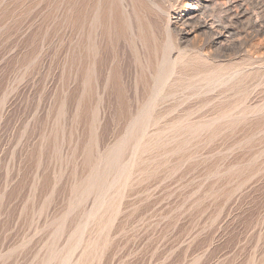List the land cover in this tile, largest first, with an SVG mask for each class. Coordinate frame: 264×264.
I'll list each match as a JSON object with an SVG mask.
<instances>
[{"label":"rangeland","instance_id":"obj_1","mask_svg":"<svg viewBox=\"0 0 264 264\" xmlns=\"http://www.w3.org/2000/svg\"><path fill=\"white\" fill-rule=\"evenodd\" d=\"M187 2L0 0V264H264V33Z\"/></svg>","mask_w":264,"mask_h":264},{"label":"bare ground","instance_id":"obj_2","mask_svg":"<svg viewBox=\"0 0 264 264\" xmlns=\"http://www.w3.org/2000/svg\"><path fill=\"white\" fill-rule=\"evenodd\" d=\"M187 1H188L187 2L188 10H185V12L177 16L176 22L181 23V25H183V28H179V32H182V34H184L183 32L186 30L184 27H192V29L196 31L201 30V32L202 30L203 32L206 31V34L207 33L211 34L210 37L211 40L209 41V44L212 45V47L213 46L215 47V45L217 46V44L224 42V40H226L231 44L229 43L227 44V42L225 41L226 44L222 43L221 44L222 46L224 45L226 48H229L232 45L236 46L237 43L235 39L237 38L234 37L235 36L239 37L241 34L247 32L249 29L248 26L250 27V30L247 34L248 37L250 36L252 37V35L254 37L257 34L264 33V22L259 21L258 18L255 21L252 20L251 16L253 15L252 14L253 11L252 8H250L251 7L250 4L246 0H187ZM253 1L259 4L260 1L263 0H253ZM253 1L251 0L249 2H253ZM212 5L213 8L215 7L217 9L216 11L217 13L215 15L213 14L214 15V17H212L213 19L211 21L202 19L201 15H204L212 7ZM257 9H258L257 17H259L260 20H262V18L264 17V6L263 7L259 6ZM213 15H209V16H213ZM245 18L248 20L249 24L246 23L244 24L243 21ZM185 34L187 35V33ZM248 37H246L245 39H247Z\"/></svg>","mask_w":264,"mask_h":264}]
</instances>
